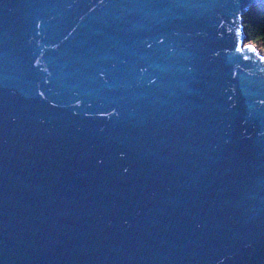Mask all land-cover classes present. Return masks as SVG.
<instances>
[{"label":"water","instance_id":"obj_1","mask_svg":"<svg viewBox=\"0 0 264 264\" xmlns=\"http://www.w3.org/2000/svg\"><path fill=\"white\" fill-rule=\"evenodd\" d=\"M264 0H0V264H264Z\"/></svg>","mask_w":264,"mask_h":264},{"label":"trees","instance_id":"obj_2","mask_svg":"<svg viewBox=\"0 0 264 264\" xmlns=\"http://www.w3.org/2000/svg\"><path fill=\"white\" fill-rule=\"evenodd\" d=\"M244 34L248 42L264 51V5L251 8L244 16Z\"/></svg>","mask_w":264,"mask_h":264}]
</instances>
